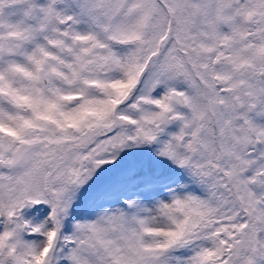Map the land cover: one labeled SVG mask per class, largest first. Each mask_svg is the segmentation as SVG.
Returning <instances> with one entry per match:
<instances>
[{"label":"snow or ice","instance_id":"obj_1","mask_svg":"<svg viewBox=\"0 0 264 264\" xmlns=\"http://www.w3.org/2000/svg\"><path fill=\"white\" fill-rule=\"evenodd\" d=\"M0 264H264V0H0Z\"/></svg>","mask_w":264,"mask_h":264}]
</instances>
